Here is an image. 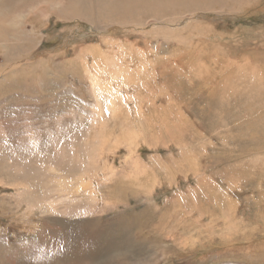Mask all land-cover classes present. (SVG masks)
I'll return each instance as SVG.
<instances>
[{
    "label": "rangeland",
    "instance_id": "374dc122",
    "mask_svg": "<svg viewBox=\"0 0 264 264\" xmlns=\"http://www.w3.org/2000/svg\"><path fill=\"white\" fill-rule=\"evenodd\" d=\"M70 1L0 0V264H264V0Z\"/></svg>",
    "mask_w": 264,
    "mask_h": 264
},
{
    "label": "bare ground",
    "instance_id": "6f19581e",
    "mask_svg": "<svg viewBox=\"0 0 264 264\" xmlns=\"http://www.w3.org/2000/svg\"><path fill=\"white\" fill-rule=\"evenodd\" d=\"M79 1V0H78ZM126 1H128V0H126ZM162 1L163 0H153V7H155L156 8V10L158 11V12H160V14L157 16V19H165V18H167V15L165 14V13H162V11H159V7L163 4L162 3ZM192 2V1H194V0H189V2ZM201 1V0H200ZM205 1V0H204ZM209 1V0H208ZM214 1V0H213ZM238 1V0H237ZM245 1V0H244ZM243 1V2H244ZM75 2V0H71L69 3H65V5H67V7H68V4L69 5H71V4H73ZM95 2V1H94ZM130 2V1H129ZM174 2V1H173ZM193 3V2H192ZM240 3H242L241 1H240ZM239 3V4H240ZM79 4V3H78ZM96 4V3H95ZM133 4V3H132ZM151 4V3H150ZM149 4V5H150ZM59 4H57V3H55L54 4V6L55 7H57ZM90 5V4H89ZM93 5V4H92ZM174 5V4H173ZM61 6V5H60ZM72 6V5H71ZM96 6V5H95ZM94 6V7H95ZM103 6H105V5H103ZM107 6V5H106ZM105 6V7H106ZM180 6V5H179ZM187 5H185V7H186ZM93 7V6H92ZM109 7H110V5H109ZM151 7V6H150ZM193 7V6H192ZM208 7H209V5H208ZM252 7V6H251ZM89 8H90V6H89ZM129 8V7H128ZM162 8V7H161ZM182 8V7H181ZM86 9H88V7L86 8ZM176 9V8H175ZM94 10V9H93ZM96 10V9H95ZM104 10V9H103ZM108 10V9H107ZM106 10V11H107ZM167 10V9H166ZM166 10H163V12L164 11H166ZM186 10V9H185ZM184 10V11H185ZM188 10V9H187ZM191 10V9H190ZM195 10V9H194ZM239 10V9H238ZM53 11V10H52ZM97 11H99V10H97ZM171 11H173V10H171ZM244 11V10H243ZM110 12V11H109ZM156 12V11H155ZM175 12V11H174ZM173 12V13H174ZM182 12V11H181ZM16 13V12H15ZM90 13V12H89ZM6 14V13H5ZM45 14L46 15H44L46 18H48L49 17V13L48 12H46L45 11ZM104 14V13H103ZM131 14V13H130ZM129 14V15H130ZM168 14V13H167ZM178 14V13H177ZM179 14H180V12H179ZM185 14V13H184ZM68 15V14H67ZM90 15V14H89ZM98 15V14H97ZM123 15V14H122ZM147 15V14H146ZM174 15H175V13H174ZM181 15V14H180ZM188 15V14H187ZM20 16V15H19ZM106 16V15H105ZM113 16V15H112ZM132 16V15H131ZM172 16V15H171ZM170 16V17H171ZM18 17V16H17ZM96 17V16H95ZM111 17V16H110ZM123 17H125L124 15H123ZM129 17V16H128ZM143 17V16H142ZM19 18V17H18ZM81 18V17H80ZM97 18V17H96ZM121 18V17H120ZM135 18V17H134ZM168 18H169V16H168ZM95 19V18H94ZM115 19V18H114ZM200 19V18H199ZM101 20V19H100ZM140 19L138 18V21H139ZM102 21V20H101ZM105 21V20H104ZM113 21V20H112ZM146 21V20H145ZM107 22V21H106ZM109 22V21H108ZM140 22H142V21H140ZM103 23V22H102ZM98 24V23H97ZM113 24V23H112ZM193 24V23H192ZM13 25H15V24H13ZM111 25V24H110ZM197 25V24H196ZM19 26V25H18ZM100 26V25H99ZM194 26V25H193ZM104 27V26H103ZM102 27V28H103ZM104 28H106V27H104ZM193 28V27H192ZM28 29H30V30H32L33 31V28H32V26H29L28 27ZM186 29H187V27H186ZM192 30V29H191ZM183 31V30H182ZM181 31V32H182ZM193 31L194 32H196V33H198V34H200V33H202V31H203V29H202V26L199 24V25H197V27H194L193 28ZM192 31V32H193ZM210 32V31H209ZM219 32V31H218ZM193 34V33H192ZM197 34V35H198ZM205 35V34H204ZM195 36V35H194ZM190 40V39H189ZM204 40V39H203ZM198 41V40H197ZM40 43V42H39ZM201 43V42H200ZM36 45V44H35ZM189 45H190V48H193V47H196V49L197 48H200L201 49V47H202V44L200 45V44H197L196 45V41H193V42H191V43H189ZM208 45V44H207ZM8 47V46H7ZM222 48V47H221ZM8 49V48H7ZM213 49V48H212ZM195 50V49H194ZM16 51V50H15ZM31 51V50H30ZM201 51V50H200ZM204 51V50H203ZM12 52V51H11ZM196 53H197V51H196ZM221 54H223L222 52H220ZM224 53H225V51H224ZM46 54V53H45ZM195 54V53H194ZM32 55V54H31ZM188 55V54H187ZM198 55V54H197ZM35 56V55H34ZM200 56H202V55H200ZM10 57V56H9ZM21 57V56H20ZM44 58H46V57H44ZM37 59H38V57H37ZM11 63V62H10ZM19 63V62H18ZM192 63V62H191ZM195 63V62H194ZM206 63V62H205ZM13 64V63H12ZM18 65V64H17ZM193 65H195V64H193ZM77 66V65H76ZM10 67V66H9ZM14 67V66H13ZM200 68V67H199ZM9 70H10V68H9ZM5 71V70H4ZM1 72V71H0ZM8 72V71H7ZM10 72V71H9ZM16 72H19V71H15V73ZM11 73V72H10ZM14 72L12 73V74H15ZM2 74H3V72H2ZM5 74V73H4ZM18 74V73H17ZM22 74H24V73H22ZM10 75V74H9ZM25 75H27V74H25ZM3 77V76H2ZM6 77V76H5ZM8 77V76H7ZM9 77H11V76H9ZM14 77V76H13ZM11 79V78H10ZM18 79V78H17ZM20 79V78H19ZM240 79V78H239ZM239 79H237V80H239ZM223 80V79H222ZM15 81V80H14ZM14 81H8V82H14ZM234 81V80H233ZM241 81V80H240ZM0 82H3V81H0ZM5 82V81H4ZM9 84V83H8ZM11 84V83H10ZM7 85V84H6ZM240 86V85H239ZM233 87V86H232ZM238 88V87H237ZM241 92V91H240ZM85 93V92H84ZM81 96V95H80ZM93 96V95H92ZM233 96V95H232ZM250 98V97H249ZM65 101V100H64ZM65 114V113H64ZM71 118V117H70ZM63 120V119H62ZM57 122V121H56ZM62 122V121H61ZM40 124V123H39ZM43 128V127H42ZM30 130V129H29ZM39 130V129H38ZM75 132V131H74ZM96 134V133H95ZM24 139V138H23ZM13 147V146H12ZM11 154V153H10ZM20 155V154H19ZM260 158V157H259ZM252 159V158H251ZM242 161V160H241ZM242 163V162H241ZM257 163V162H256ZM261 166V165H260ZM248 170V169H247ZM241 179V178H240ZM224 186V185H223ZM262 213V212H261ZM123 217V216H122ZM21 227V226H20ZM31 241V240H30ZM248 250H250V249H248ZM261 250V249H260ZM2 255V254H1Z\"/></svg>",
    "mask_w": 264,
    "mask_h": 264
}]
</instances>
